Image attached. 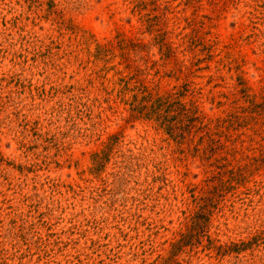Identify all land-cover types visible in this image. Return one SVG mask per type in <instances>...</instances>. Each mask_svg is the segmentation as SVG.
Returning <instances> with one entry per match:
<instances>
[{
	"label": "rangeland",
	"instance_id": "obj_1",
	"mask_svg": "<svg viewBox=\"0 0 264 264\" xmlns=\"http://www.w3.org/2000/svg\"><path fill=\"white\" fill-rule=\"evenodd\" d=\"M141 83L188 84L212 138L133 114ZM252 156L264 0H0V264H264V163L199 209Z\"/></svg>",
	"mask_w": 264,
	"mask_h": 264
},
{
	"label": "trees",
	"instance_id": "obj_2",
	"mask_svg": "<svg viewBox=\"0 0 264 264\" xmlns=\"http://www.w3.org/2000/svg\"><path fill=\"white\" fill-rule=\"evenodd\" d=\"M170 57L169 54L167 58ZM185 69L189 70L187 67ZM123 81L126 85L129 83ZM123 89L124 93L125 91L133 93L132 102L130 103L132 113L140 118L155 120L174 140L183 142L189 138L194 139L201 132L205 134L200 137L201 140H204L205 137L212 138L210 133L211 121L206 123L207 118L201 115L194 102L187 104L182 101L187 93L191 92L188 84H185L182 90L177 93H166L164 95L154 94L153 90L143 83L130 89L124 86ZM224 122H243V119L236 113H230L228 119ZM236 142L238 141L231 140L232 144ZM243 161L231 162L227 157L219 160L215 174L207 182L209 185L208 193L199 202V209L202 212L214 205L216 200L224 198L225 193L237 189L238 185H242L247 180L249 169L264 163V158L246 157L245 161L249 163L245 165H242ZM200 219L197 216L194 227L199 226ZM180 244L181 241L174 244V247ZM236 251H239L237 246Z\"/></svg>",
	"mask_w": 264,
	"mask_h": 264
}]
</instances>
